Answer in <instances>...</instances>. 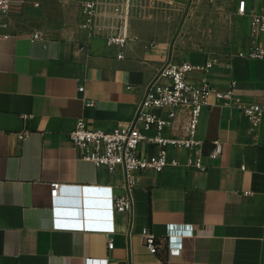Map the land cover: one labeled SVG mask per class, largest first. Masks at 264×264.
<instances>
[{
	"label": "crops",
	"instance_id": "obj_1",
	"mask_svg": "<svg viewBox=\"0 0 264 264\" xmlns=\"http://www.w3.org/2000/svg\"><path fill=\"white\" fill-rule=\"evenodd\" d=\"M89 1L25 0L12 36L0 35V264H264V119L255 123L210 96L197 132L204 170L189 165L195 151L170 149L177 166L135 172L131 236L129 217L114 209L125 193L122 172L81 159L70 138L81 119L103 131L134 120L167 61L212 64L193 71L190 83L234 88L243 105L264 103V60L248 57L251 21L264 15V0H246L243 15L242 0H97L86 27ZM197 8H224L214 36L197 31ZM124 26L127 45L109 44ZM216 141L223 150L213 158ZM53 184L66 187L56 203ZM66 208L75 213L66 216ZM56 213L82 219L85 230H57ZM170 224L194 230L173 242L183 244L178 256ZM146 228L158 255L146 247Z\"/></svg>",
	"mask_w": 264,
	"mask_h": 264
},
{
	"label": "built area",
	"instance_id": "obj_2",
	"mask_svg": "<svg viewBox=\"0 0 264 264\" xmlns=\"http://www.w3.org/2000/svg\"><path fill=\"white\" fill-rule=\"evenodd\" d=\"M39 6V4H36ZM25 0H0V35L8 38L12 36L11 29L16 16L23 13ZM88 16L86 27L95 21L98 10L97 0L84 4ZM247 2H239L238 13L245 14ZM252 46L248 57L255 60H264V45L260 38L264 35V15H254L251 21ZM39 35L35 34L34 39ZM129 41L128 28L124 26L117 34L110 35L108 42L111 45L125 47ZM122 57V56H121ZM212 64L206 66L191 63L175 64L167 61L158 71L153 81L148 85L146 93L138 106L134 120L124 123L112 130H92L85 120L77 122L76 128L70 133L73 148L81 159L92 162L98 167H105L111 174L122 172L125 193L114 199V209L117 213L129 217L131 229L135 219V195L137 185L135 172L162 173L168 166H177L179 162L170 159V149H186L195 151L189 165L199 170H204L200 148L202 142L197 139L202 111L209 105V97L214 96L222 106L238 107L255 123L264 119V103H251L243 105L235 97L234 88L228 91H219L205 81L200 87L190 83L189 76L195 70H209ZM84 91V88H80ZM165 111L166 117L154 111ZM183 117V125L180 120ZM181 127V128H180ZM171 135H166V132ZM181 134H176L180 132ZM154 134H151V133ZM30 132L20 134L21 140H26ZM142 145L148 147L142 150ZM222 144L215 142L213 158H218L222 153ZM151 151V152H150ZM53 198L55 203L65 192L66 187L53 184ZM181 226L168 225V238L170 240L171 255L178 256L182 252L183 244H173L174 241L194 236L192 226L190 229ZM184 227V226H182ZM55 228L57 230H85L84 221L68 222L61 220L56 213ZM142 236L149 252L158 255L159 246L157 236L148 228L142 231ZM114 248V243L109 244V249ZM87 264H102V260L89 259Z\"/></svg>",
	"mask_w": 264,
	"mask_h": 264
},
{
	"label": "rangeland",
	"instance_id": "obj_3",
	"mask_svg": "<svg viewBox=\"0 0 264 264\" xmlns=\"http://www.w3.org/2000/svg\"><path fill=\"white\" fill-rule=\"evenodd\" d=\"M222 13L224 15V8H197V31L201 27L205 36H214L220 28L217 21Z\"/></svg>",
	"mask_w": 264,
	"mask_h": 264
},
{
	"label": "water",
	"instance_id": "obj_4",
	"mask_svg": "<svg viewBox=\"0 0 264 264\" xmlns=\"http://www.w3.org/2000/svg\"><path fill=\"white\" fill-rule=\"evenodd\" d=\"M63 206L64 207H69V208H72V207H74V205H73V203L72 202H68V201H66L65 203H63ZM64 213H65V215L66 216H72V214H74L75 213V211L74 210H72V209H64Z\"/></svg>",
	"mask_w": 264,
	"mask_h": 264
}]
</instances>
